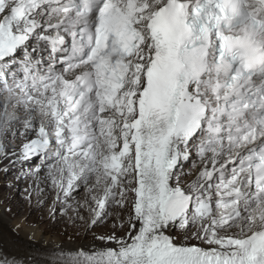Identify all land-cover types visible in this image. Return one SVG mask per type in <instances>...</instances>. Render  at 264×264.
<instances>
[{"label":"snow or ice","instance_id":"1","mask_svg":"<svg viewBox=\"0 0 264 264\" xmlns=\"http://www.w3.org/2000/svg\"><path fill=\"white\" fill-rule=\"evenodd\" d=\"M0 176L99 242L0 264H264V0H0Z\"/></svg>","mask_w":264,"mask_h":264},{"label":"bare ground","instance_id":"2","mask_svg":"<svg viewBox=\"0 0 264 264\" xmlns=\"http://www.w3.org/2000/svg\"><path fill=\"white\" fill-rule=\"evenodd\" d=\"M12 206L15 205L8 198H0V256L31 257L36 255L37 249L47 250L60 246L65 249H74L81 245L88 248L99 244L95 241L81 240L65 242L61 237L53 235L46 224L38 225L32 220L21 218L22 212L14 213ZM9 208L11 211L7 210ZM33 233H35V239H32Z\"/></svg>","mask_w":264,"mask_h":264},{"label":"rangeland","instance_id":"3","mask_svg":"<svg viewBox=\"0 0 264 264\" xmlns=\"http://www.w3.org/2000/svg\"><path fill=\"white\" fill-rule=\"evenodd\" d=\"M9 183L13 186L9 187ZM27 187V182L17 181L14 176L2 177L0 176V198L6 197L10 202L15 205L12 206L14 213L22 212L21 218L32 220L34 224L43 225L46 224L52 230V234L61 237L65 242L71 241H95L93 233H86L83 228H76L71 225L70 222L64 218H60L59 222H52L48 218L47 207L39 208L33 200L30 206L25 200V193L23 189ZM8 203V202H7ZM50 203V201H49ZM18 217V215H17ZM48 222V223H47ZM106 229H97V233L103 232Z\"/></svg>","mask_w":264,"mask_h":264}]
</instances>
